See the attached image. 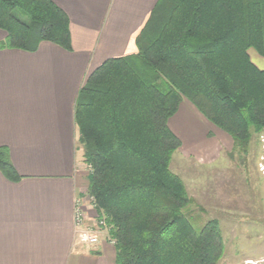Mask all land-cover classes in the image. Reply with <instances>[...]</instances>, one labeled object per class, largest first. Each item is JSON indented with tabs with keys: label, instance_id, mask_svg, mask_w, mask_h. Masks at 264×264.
Wrapping results in <instances>:
<instances>
[{
	"label": "trees",
	"instance_id": "16d2710c",
	"mask_svg": "<svg viewBox=\"0 0 264 264\" xmlns=\"http://www.w3.org/2000/svg\"><path fill=\"white\" fill-rule=\"evenodd\" d=\"M69 21L51 0H0V49L71 48ZM137 52L106 59L81 86L73 110L88 194L116 249V264H218L217 219L196 231L191 203L171 171L181 145L168 120L183 99L247 154L264 132V0H158L135 37ZM0 171L21 176L0 147Z\"/></svg>",
	"mask_w": 264,
	"mask_h": 264
},
{
	"label": "crops",
	"instance_id": "0c3cea01",
	"mask_svg": "<svg viewBox=\"0 0 264 264\" xmlns=\"http://www.w3.org/2000/svg\"><path fill=\"white\" fill-rule=\"evenodd\" d=\"M51 1L68 17L69 50L50 41L35 51L0 49V147L21 176L0 171V264H116L107 235L95 245L77 239L75 208L89 227L95 211L73 110L93 70L137 52L135 37L158 0ZM6 34L0 29V41Z\"/></svg>",
	"mask_w": 264,
	"mask_h": 264
},
{
	"label": "rangeland",
	"instance_id": "374dc122",
	"mask_svg": "<svg viewBox=\"0 0 264 264\" xmlns=\"http://www.w3.org/2000/svg\"><path fill=\"white\" fill-rule=\"evenodd\" d=\"M249 53L253 61H263L259 66L264 68V57L254 49ZM204 119L183 99L168 120L181 140L169 167L182 179L192 200L185 213L196 231L209 219H217L223 255L230 258L241 249L250 260L260 262L264 260V174L259 169L263 143L253 135L248 153H240L230 135ZM86 193L95 211L91 230L97 236L107 235L104 219L98 217L93 198ZM225 258L221 257L218 264L229 263Z\"/></svg>",
	"mask_w": 264,
	"mask_h": 264
},
{
	"label": "built area",
	"instance_id": "2783aa9c",
	"mask_svg": "<svg viewBox=\"0 0 264 264\" xmlns=\"http://www.w3.org/2000/svg\"><path fill=\"white\" fill-rule=\"evenodd\" d=\"M259 141L260 143H263L262 145L264 147V133L259 135ZM259 169L264 174V154L260 156ZM74 218H75V226L77 229L78 241L84 245L97 244L99 236H97L92 232L91 227L84 225V219H85L84 214L79 206L75 208ZM102 222L103 221H99L98 224H102Z\"/></svg>",
	"mask_w": 264,
	"mask_h": 264
},
{
	"label": "flooded vegetation",
	"instance_id": "af4514ba",
	"mask_svg": "<svg viewBox=\"0 0 264 264\" xmlns=\"http://www.w3.org/2000/svg\"><path fill=\"white\" fill-rule=\"evenodd\" d=\"M240 251H234L231 257L223 255L222 258H225V261H228L227 264H264V260L262 259L260 262L253 261L248 258V254H242Z\"/></svg>",
	"mask_w": 264,
	"mask_h": 264
}]
</instances>
